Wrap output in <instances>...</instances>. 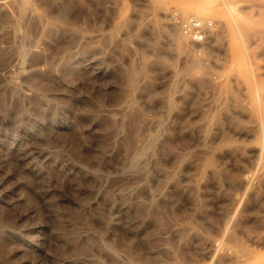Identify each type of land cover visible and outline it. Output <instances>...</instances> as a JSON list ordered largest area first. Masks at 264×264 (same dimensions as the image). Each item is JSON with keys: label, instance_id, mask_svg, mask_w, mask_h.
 Returning a JSON list of instances; mask_svg holds the SVG:
<instances>
[{"label": "rangeland", "instance_id": "1", "mask_svg": "<svg viewBox=\"0 0 264 264\" xmlns=\"http://www.w3.org/2000/svg\"><path fill=\"white\" fill-rule=\"evenodd\" d=\"M263 144L264 0H0V264H264Z\"/></svg>", "mask_w": 264, "mask_h": 264}, {"label": "built area", "instance_id": "2", "mask_svg": "<svg viewBox=\"0 0 264 264\" xmlns=\"http://www.w3.org/2000/svg\"><path fill=\"white\" fill-rule=\"evenodd\" d=\"M171 16H176L175 12L172 15L170 14V18ZM178 25L183 35L203 41L207 37L208 28L212 26V22L193 16L186 20H181Z\"/></svg>", "mask_w": 264, "mask_h": 264}, {"label": "bare ground", "instance_id": "3", "mask_svg": "<svg viewBox=\"0 0 264 264\" xmlns=\"http://www.w3.org/2000/svg\"><path fill=\"white\" fill-rule=\"evenodd\" d=\"M244 32H245V31H244ZM253 78H254V77H253ZM132 80H133V78H132ZM256 86H257V85H256ZM257 92H258V91H257ZM256 94H257V93H256ZM258 94H259V93H258ZM259 99H260V98H259ZM258 104H259V102H258ZM258 106H259V105H258ZM259 108H260V107H259ZM259 112H260V111H259ZM260 114H261V113H260ZM261 124H262V123H261ZM261 124H260V125H261ZM261 126H262V125H261ZM262 129H263V127H262ZM262 129H261V130H262ZM262 131H263V130H262ZM263 145H264V144H263ZM261 153H262V151H261ZM262 155H263V154H262ZM261 159H262V158H261ZM260 165H261V164H260Z\"/></svg>", "mask_w": 264, "mask_h": 264}]
</instances>
